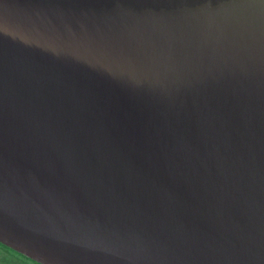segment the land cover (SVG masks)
<instances>
[{
  "label": "water",
  "instance_id": "95a60500",
  "mask_svg": "<svg viewBox=\"0 0 264 264\" xmlns=\"http://www.w3.org/2000/svg\"><path fill=\"white\" fill-rule=\"evenodd\" d=\"M0 244L264 264V0H0Z\"/></svg>",
  "mask_w": 264,
  "mask_h": 264
},
{
  "label": "flooded vegetation",
  "instance_id": "af4514ba",
  "mask_svg": "<svg viewBox=\"0 0 264 264\" xmlns=\"http://www.w3.org/2000/svg\"><path fill=\"white\" fill-rule=\"evenodd\" d=\"M0 264H38L0 244Z\"/></svg>",
  "mask_w": 264,
  "mask_h": 264
}]
</instances>
